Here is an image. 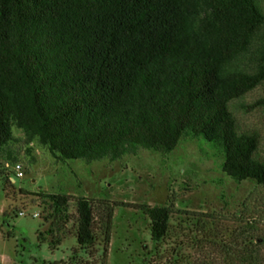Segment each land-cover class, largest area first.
<instances>
[{
	"label": "trees",
	"instance_id": "trees-1",
	"mask_svg": "<svg viewBox=\"0 0 264 264\" xmlns=\"http://www.w3.org/2000/svg\"><path fill=\"white\" fill-rule=\"evenodd\" d=\"M263 85L264 0H0V182L15 189L12 167L22 150L33 158L34 142L58 163L92 164L203 137L227 176L264 185L262 136L231 109ZM245 108L264 109V97ZM27 194L48 206L39 239L54 246L75 205L80 249L54 264H89L82 250L104 264L96 226L106 252L115 205ZM173 207L141 206L153 241L166 237ZM259 224L249 220L223 245V264H264Z\"/></svg>",
	"mask_w": 264,
	"mask_h": 264
},
{
	"label": "rangeland",
	"instance_id": "rangeland-1",
	"mask_svg": "<svg viewBox=\"0 0 264 264\" xmlns=\"http://www.w3.org/2000/svg\"><path fill=\"white\" fill-rule=\"evenodd\" d=\"M262 97L264 85L233 102L231 109L244 130H259V151L264 157V109L245 108ZM15 135L24 137L17 129ZM31 148L32 159L22 150L25 176L15 178V189L7 194L0 182V264L67 262L80 249L74 203L70 206L72 221L61 234L65 238L54 246L50 236L44 242L39 239L50 227L45 220L48 206L27 193L65 194L72 200L84 196L115 205L106 252L101 226H96V258L100 262L106 257L104 264H223V245L231 243L254 218L264 237V185L253 180L238 183L227 176L224 160L214 157L213 144L203 137L183 138L167 154L141 150L114 162L92 164L83 160L58 163L37 142ZM171 204L169 231L157 243L151 220L141 206ZM79 256L91 263L86 251Z\"/></svg>",
	"mask_w": 264,
	"mask_h": 264
},
{
	"label": "built area",
	"instance_id": "built-area-1",
	"mask_svg": "<svg viewBox=\"0 0 264 264\" xmlns=\"http://www.w3.org/2000/svg\"><path fill=\"white\" fill-rule=\"evenodd\" d=\"M12 168L18 178H23L25 176L22 164H16Z\"/></svg>",
	"mask_w": 264,
	"mask_h": 264
}]
</instances>
